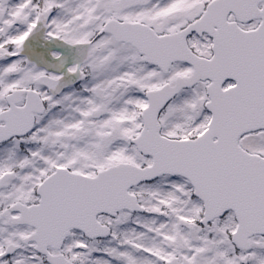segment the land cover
Listing matches in <instances>:
<instances>
[{"label":"snow or ice","instance_id":"1","mask_svg":"<svg viewBox=\"0 0 264 264\" xmlns=\"http://www.w3.org/2000/svg\"><path fill=\"white\" fill-rule=\"evenodd\" d=\"M0 264H264V0H0Z\"/></svg>","mask_w":264,"mask_h":264}]
</instances>
